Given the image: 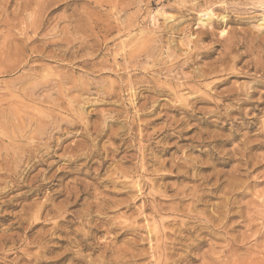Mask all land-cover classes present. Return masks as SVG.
Listing matches in <instances>:
<instances>
[{"label": "rangeland", "instance_id": "374dc122", "mask_svg": "<svg viewBox=\"0 0 264 264\" xmlns=\"http://www.w3.org/2000/svg\"><path fill=\"white\" fill-rule=\"evenodd\" d=\"M36 1H0V97L16 92L18 88L30 86L29 81L18 79L21 75L31 73L29 66L42 67V71L39 69L33 71L37 76L67 73L82 80H93L92 76L88 75L91 73L88 69H81L75 64L80 59L87 58L89 63L98 65L96 71L102 70L97 73L99 80L97 78L96 87L89 92L90 94L79 96L73 93L64 96L65 101L77 96L85 99L81 111L52 113L70 121H74L76 116L79 117L75 121L78 122H74L75 126L68 132L48 129L39 139V136L36 138L33 135L34 126L27 124L19 134L35 138L34 141L9 140L4 135L12 134L13 130L18 132L19 129L14 128L15 124L11 126V123H7L4 119L0 120V191H4L0 193V206H2L0 214L11 216L8 217L9 221L0 219V234L17 233L21 237V242L16 244L14 249H10V254L16 252L18 257L23 256L24 260L28 259L27 256H37V252H40L39 247L30 244L36 232H44L61 220L66 221L65 224L61 223V230L42 240V245L45 244L48 251L41 252L40 259H52L57 264H108L111 257H119L126 250V253L145 251L149 248L146 224L154 216L151 212L160 205L175 206L174 194L181 190L182 194L189 195L184 198L183 205L192 210L193 215L201 217L202 220L213 221L223 216L225 211V214L230 213L232 222L228 233L215 227L213 238L206 237L207 241L203 246L189 252L194 259H183L181 264H207L212 254L216 263L225 261L224 251L227 240L230 246L233 245L229 253L230 263L239 261L248 253L255 255L257 259H264V96L259 103L257 101L258 93H264V77L260 79L252 70L241 71V64L235 66L233 68L235 75L229 76L226 83L212 93H219L221 90L226 92L231 88L243 90V87L252 91L253 86L257 91V95L250 100L253 104L245 105L249 103L248 95L244 96L242 93L237 99L246 100V103L238 102L237 99L224 100L219 95H216L217 97L208 95V98L204 97L208 104H199L196 110L193 108L187 113L193 119L180 112L169 110V106L175 103L172 96L164 94L156 96L148 90L155 85L177 90V87L184 84V78L189 77V73H195L196 71H193L200 68L201 64L213 61L222 50V46H218L210 58L199 56L196 64L189 63L187 66H182L180 63H170L171 58H168L166 53L167 47L176 53L179 61L185 60L181 42L185 41L187 35H192L189 39L194 40L200 31L212 33V36L199 43L201 48H198L199 52L219 45L217 41L226 37V34H230V37L236 41L244 38L249 45L254 44L255 41H261L263 45L264 29L258 28V25L264 14V0H198L188 3L189 6L186 5L185 8L182 6L185 0L184 2L182 0H54L50 2L51 14L48 24L38 32L37 37H34L31 31L25 30L24 27L34 20L33 10H38L34 5ZM38 1L40 5L49 6L48 0ZM118 3L125 6V10L119 13L114 10V6ZM19 4H26V11L22 10V7H17ZM180 9L182 15L177 12ZM166 18L172 20L167 22ZM69 19L72 20V26L77 25L82 30L80 32L79 29L77 35L73 33L71 26L67 27ZM175 24H178L179 32L171 33L169 28ZM125 26L130 27V30L118 34V28ZM64 38L66 40L63 41ZM172 41L173 45H171ZM68 43L70 44L67 45ZM144 49L152 52L151 58L146 59ZM43 50L46 52L56 50V53L60 51V60L53 61L46 58L37 60V56ZM135 50L137 59L132 66L125 64L124 55ZM241 52H243L242 48L239 49V53ZM100 65H104L105 68H101ZM74 68L76 69L72 73L71 70ZM129 76H132L131 92L124 83V86H120V78L126 79ZM254 78L261 81L262 86H256ZM207 81L199 84L206 86L212 80ZM131 93L134 96L132 99L136 100L133 101L134 105L130 104ZM177 94L186 96L185 92H180L179 89ZM46 95H50L51 98L57 96L47 89H41L33 97L42 100ZM139 104L145 107L142 111H138L143 108ZM50 110L48 106L39 104L29 106L27 109L30 113L45 115H48ZM176 122L178 125H174ZM130 127L132 129L128 132ZM31 142L34 143L30 150H33L37 157L32 159L30 164L22 165L19 163L21 153L27 149V143ZM57 142L58 146H56ZM45 145L48 148H45ZM105 156L109 157L108 160ZM135 156L137 159L132 163L138 167L144 162L141 165L145 168L143 170L141 166L136 168L141 175L140 189H130L129 180L124 179H116L113 186L109 180H115L119 167L124 169L130 166L125 163H129L128 160ZM68 158L73 162L70 167H66ZM85 159L87 161H84ZM33 162L37 164L33 165ZM173 162L186 163L185 168H181L177 173L176 170L170 169V163ZM100 163L102 168L99 167ZM43 184L47 186L43 187ZM23 185L27 188L22 187ZM195 190L200 191H198L199 195L203 194L202 201L190 203L188 197H191V192ZM21 195L24 196L14 199ZM10 198L17 205L10 208L3 207L4 201ZM41 206L52 208L55 215L52 217L50 213L44 221L45 214L40 212L38 222L45 224L44 228L38 225L31 232L18 231L15 226L10 228L9 224L15 220V217L25 219L27 223H34L33 217ZM82 214L84 216L80 218ZM166 215L168 214L156 215L154 219L156 221ZM187 219L188 217L183 213L176 217L179 223ZM111 223L121 224L122 228L130 224L133 230H116L107 234V228ZM80 240L83 243H78L76 246V242ZM84 244L87 247L83 248ZM6 246L10 247L11 244ZM7 248L5 247L6 250L9 249ZM176 248L175 255L186 254L184 248ZM65 250L70 252L68 257L65 255L68 253ZM20 251H23L22 254ZM23 253L27 256L25 257ZM78 254L82 256L83 262L76 259ZM13 256L15 255H11ZM24 260L21 264L25 262ZM135 264L153 263L147 256Z\"/></svg>", "mask_w": 264, "mask_h": 264}, {"label": "bare ground", "instance_id": "6f19581e", "mask_svg": "<svg viewBox=\"0 0 264 264\" xmlns=\"http://www.w3.org/2000/svg\"><path fill=\"white\" fill-rule=\"evenodd\" d=\"M1 1V0H0ZM19 1V0H16ZM21 1V0H20ZM34 1V0H33ZM36 1V0H35ZM49 1V6L45 5H40L39 1L37 0L35 2V6L38 7V10H33V17L34 20L31 21L28 25H25L24 29L25 30H30L34 37H37L38 32L42 31V29L45 27L46 24H48L49 20H50V14L51 11L49 10L50 7V2H53L54 0H48ZM184 2V0H182ZM198 0H185L184 5L182 4L183 8L186 7V5H188V3H193V2H197ZM7 2V1H6ZM26 2V1H25ZM182 2V3H183ZM44 3V2H43ZM122 3V2H121ZM10 4V3H9ZM7 5V3L5 4ZM127 6V5H126ZM189 6V5H188ZM193 5H191L192 7ZM17 7L21 8L22 10L26 11V4H19ZM195 7V5L193 6V8ZM6 9V7H4ZM20 10V9H19ZM32 10V9H31ZM114 10L116 12H122L125 10V6H122V4H117L114 6ZM190 10V9H189ZM263 10H264V6H263ZM7 11V10H5ZM17 11V9H16ZM178 14L182 13V9L177 11ZM5 14V13H4ZM13 14V12H12ZM182 15V14H181ZM208 15H210V13H208ZM171 17V16H170ZM177 17V16H176ZM182 17V16H181ZM179 18V17H178ZM222 18V17H221ZM172 18H166V21H171ZM222 20V19H221ZM220 20V21H221ZM224 21V20H223ZM166 22V23H167ZM182 23V22H181ZM226 23L227 20H226ZM72 20H68L67 23V27L71 26L73 29V33L77 35V32H81L82 30L76 25V26H72ZM222 24V23H221ZM7 25V24H6ZM13 26V24H11ZM15 26V25H14ZM11 27V26H10ZM258 28L260 29H264V14L262 15L261 19H260V24L258 25ZM67 29V28H66ZM80 29V30H79ZM181 29V28H180ZM79 30V31H78ZM127 30H130V27L125 26L121 29L118 28V34H124ZM68 31V30H67ZM169 31L172 32H179L178 30V24H175L173 26H171V28H169ZM193 31V30H192ZM228 32V31H227ZM68 33V32H66ZM65 33V34H66ZM170 33V34H171ZM174 33V34H175ZM173 35V34H171ZM63 36V35H62ZM192 35H187L186 39L184 42L182 43V48H184L182 50V53L184 55L185 60L183 61H179L176 53L172 52L170 50V48H166V53H167V57L171 58L170 63H180L182 66H187L189 63H193L196 64L197 61L196 59L200 56L201 58H210L215 50L217 49L218 46H222V50L218 53V56L216 58L213 59V61H211L210 63L207 64H201L202 66L200 68H197L196 70H194L193 72L195 73H189V77L188 78H184L183 82L184 84L177 87L179 89V91H183L185 92L186 96H188L189 98H187L186 96L184 97L183 95H178L177 94V90L170 88V87H157L156 85L154 87H150L148 88H143V89H148L150 90V92L152 94L160 95V94H164L166 96H172L173 97V101L175 103H173V106H169V110H173L175 112H180L182 114H185L188 118L193 119L192 116H189L187 113L192 110L193 108L195 109L197 105L199 104H208L206 103V100H204V97H207L208 95H219L222 99L224 100H236L239 96L242 95L246 96L248 95L247 100H249V103H246V100H240L237 99L238 102H242V103H246L252 105V98L255 97L257 95V91L256 88H251L252 91H250V88H245L243 87L241 90L240 88H238L237 90H234L231 88V90H227L226 92L222 91L219 93H212L215 92V90L222 84L226 83L227 78L229 76L235 75L234 74V67L241 64L240 65V70L241 71H253L255 74L259 75V78L262 79L264 77V44H261V41H255L253 42L254 44H247V42H245L244 38H241L239 41L234 40L232 37H230V34H226V37H223L222 40L217 41V43H219V45H215L212 46L209 49H206L203 52H199L198 48H199V43H201V41L203 39H207L208 37L212 36V33H210L209 31H200L198 32V34L196 35L195 39L191 40L189 39V37H191ZM262 36V35H261ZM64 37V36H63ZM181 37V36H180ZM31 38V37H30ZM37 39V38H36ZM131 39V37H130ZM129 39V40H130ZM66 40V38L63 39V41ZM73 40V39H72ZM173 40V39H172ZM249 40V39H248ZM263 40V39H262ZM68 41V40H67ZM79 41V40H78ZM104 41V38H103ZM132 41V40H131ZM138 41V40H137ZM174 41V40H173ZM172 41V44L173 43ZM70 42V40H69ZM74 42V41H73ZM135 43V42H134ZM159 43V41H158ZM50 43H48L49 45ZM70 43H68L67 45H69ZM167 45V44H166ZM123 46V45H122ZM161 46H159L160 48ZM186 47V49H185ZM48 48V47H47ZM145 48V47H144ZM243 50V52L239 53V49ZM67 49V48H66ZM191 52V50H193ZM201 49V48H199ZM57 50V49H56ZM55 50V51H56ZM145 50V49H144ZM160 50V49H159ZM55 51L52 50V52H50L49 50L46 52V50L41 51L37 56V60H41L42 58H46L48 60H53V61H59L61 58L59 53H56ZM58 51V50H57ZM146 52L144 54H146V59L147 58H151L152 52L147 51V49L145 50ZM153 51V50H152ZM190 52V53H189ZM62 56V55H61ZM137 53L136 50L134 52H130L126 55H124L123 61L125 64H129L130 66H132V64L134 63V61L137 59ZM180 57V56H179ZM76 59V58H75ZM89 60L87 58L85 59H80L79 61L75 62V64H77L81 69L85 68L88 69L89 73L88 75L92 76L93 80H82L81 78H75L72 74H63V75H55V76H50V74L43 76H37V74H33V71H36L39 69V71H42V67H35V66H29L28 69L29 71L32 73L29 74H24L18 77L19 80H25V81H29L30 82V86L27 88H18L16 89L17 91L14 93H10V94H6V96H3L2 99L0 97V120L4 119L7 123H11L12 125H16L14 128L19 129L18 132H15L14 130L12 131V134H6L4 135V137L6 139H30V141H34L35 138L29 137L28 135L24 136L20 133V130L23 128L24 125H31L34 126V130L35 133H33V135L37 138V136H39L41 139L42 136L45 135L46 130L50 129V130H56V131H66L68 132L70 129H72V127H74V122L76 121V119H79L76 113V115L74 114V121H70V120H66L63 119L61 117H57V115H53L52 113H54V111H65L66 113H75V112H79L83 109L82 105L85 104V99H81V95L84 94H90L89 92L92 91V89H94V87H96L97 84V78L99 80V75L97 74L98 72H100L102 69H99L96 71V68L98 65L96 64H92L88 62ZM242 62V63H241ZM56 63V62H55ZM71 64V63H70ZM216 64H218V66H216ZM192 65V64H191ZM101 68H105L104 65H100ZM44 68V67H43ZM66 68V67H65ZM71 68V67H70ZM45 69V68H44ZM76 68L72 69L71 72L73 73L74 70ZM128 69V68H127ZM79 71V69H77ZM164 70V69H163ZM124 71V69H123ZM192 71V70H191ZM166 72V69H165ZM96 73V74H93ZM140 73V72H139ZM138 73V74H139ZM242 73V72H241ZM141 74V73H140ZM179 74V73H178ZM220 74V75H219ZM254 74V75H255ZM257 75V76H258ZM256 76V77H257ZM132 76L126 77V79L124 78H120V86H124L123 83L125 84L126 87H129V91H132V81H131ZM212 80L208 85L206 86H201L199 83H201L202 81H207V80ZM181 80V81H182ZM95 81V82H94ZM155 81V80H154ZM153 82V81H152ZM180 82V81H179ZM209 82V81H207ZM254 82H256V86H262V84L260 83L261 81H258L256 78H254ZM156 83V82H155ZM154 83V84H155ZM192 83V85H190ZM118 84V83H117ZM153 84V85H154ZM138 85V84H137ZM158 85V84H157ZM239 85V84H238ZM118 86V85H117ZM159 86V85H158ZM162 86V85H161ZM168 86V84H167ZM170 86V85H169ZM264 86V85H263ZM44 90L47 89L49 92H51V94H56L57 96L54 98H51L50 95H46V97H44V99H37L34 98L33 96L36 94V92L38 90ZM121 89V88H120ZM128 89V88H127ZM140 89V88H139ZM97 90V89H96ZM115 90H113L114 92ZM124 91V90H123ZM145 92V91H144ZM218 92V91H216ZM76 93L77 97H74L69 100L66 99V101L63 99L64 96H68L70 94ZM97 93H99V91L97 90ZM110 93V92H109ZM4 94V93H3ZM108 94V93H107ZM111 94V93H110ZM168 94V95H167ZM2 95V94H1ZM133 93H131L130 95V104L132 103V105H134L133 101L135 99H132L134 96H132ZM135 95V94H134ZM259 98L257 99L258 103L260 101V99L264 96L263 94L258 93ZM149 96V95H148ZM152 96V95H151ZM150 96V97H151ZM218 96V97H219ZM153 97V96H152ZM209 97V96H208ZM207 97V98H208ZM217 97V96H216ZM214 98V97H213ZM144 99V98H143ZM142 99V100H143ZM150 99V98H149ZM154 99V98H153ZM152 99V100H153ZM23 100V101H22ZM147 100V99H146ZM151 100V99H150ZM149 100V101H150ZM171 100V101H172ZM136 101V100H135ZM211 101V100H210ZM138 102V101H137ZM141 102V101H140ZM145 102V101H144ZM155 103V101H152V103ZM87 103V102H86ZM142 103V102H141ZM148 103V102H146ZM145 103V104H146ZM151 103V102H150ZM236 103V102H235ZM3 104V105H2ZM46 105L48 106L49 109H51L50 111H48V115H45L43 113H30L27 111L29 106H33V105ZM144 104V103H143ZM144 104V105H145ZM178 104V106L176 105ZM218 104V103H217ZM140 105V104H139ZM176 105V106H175ZM138 106V105H137ZM141 107L142 104L140 105ZM168 106V104L166 105ZM164 106V107H166ZM139 107V106H138ZM140 107V108H141ZM187 107H189V110H187ZM220 107V106H219ZM145 107H143L142 109H138V111H142ZM148 108V107H147ZM146 108V109H147ZM151 108V107H150ZM163 108V107H161ZM168 109V108H167ZM197 109V108H196ZM195 109V110H196ZM226 109V107L224 108ZM253 109V108H252ZM152 110V109H151ZM255 110V109H253ZM259 110V109H258ZM146 111V110H145ZM194 111V110H193ZM206 111V110H205ZM208 111V110H207ZM216 111V110H215ZM229 111V110H228ZM246 111V110H245ZM94 112V111H93ZM116 112V111H114ZM147 112V111H146ZM152 112V111H151ZM191 112V111H190ZM145 113V112H144ZM148 113V112H147ZM79 114V113H78ZM140 114V113H139ZM137 114V115H139ZM151 114V113H150ZM176 114V113H175ZM207 114V113H206ZM136 115V114H135ZM146 115V114H145ZM148 115V114H147ZM179 115V114H178ZM202 115V114H201ZM215 115V114H214ZM81 117V115H79ZM120 116V115H119ZM154 116V115H153ZM164 116V115H163ZM183 116V115H182ZM195 116V115H194ZM229 116V114H228ZM227 116V117H228ZM226 117V116H224ZM171 118V117H170ZM174 120V117H172ZM186 118V117H185ZM219 118V117H218ZM222 118V117H221ZM139 119V118H138ZM183 119V118H182ZM72 120V119H71ZM140 120V119H139ZM154 120V119H153ZM171 120V119H170ZM170 120L168 121L170 123ZM186 120V119H185ZM190 120V119H189ZM175 121V120H174ZM187 121V120H186ZM78 122V120H77ZM75 122V123H77ZM132 123V121H130ZM137 122V121H136ZM173 122V121H172ZM179 122V121H178ZM188 122V121H187ZM134 123V122H133ZM140 123V122H139ZM143 123V122H142ZM168 123V124H169ZM185 123V122H184ZM167 124V125H168ZM177 122L174 124L176 125ZM182 124V123H180ZM179 124V125H180ZM123 125V124H122ZM128 125V124H127ZM132 125V124H131ZM130 125V126H131ZM138 125V124H137ZM173 125V126H174ZM178 125V124H177ZM126 128V125H124ZM183 126V125H182ZM181 126V127H182ZM64 127V128H62ZM133 127V126H132ZM167 127V126H166ZM176 127V126H175ZM188 127V126H187ZM95 128V127H94ZM92 128V129H94ZM122 128V127H121ZM135 128V127H134ZM178 128V127H176ZM132 128L130 127L128 129V132L131 130ZM173 129V128H172ZM140 130V129H139ZM166 130V129H165ZM181 130V129H180ZM124 131V130H123ZM127 131V129H126ZM191 131V130H190ZM93 132V130H92ZM91 132V133H92ZM97 132V131H96ZM125 132V131H124ZM163 132V131H162ZM183 132V131H182ZM186 132V131H185ZM99 133V132H98ZM196 133V132H195ZM96 134V133H95ZM137 134L140 135V133L137 132ZM178 134V133H177ZM202 134V133H201ZM204 134V133H203ZM113 135V134H112ZM146 135V134H145ZM152 135V134H150ZM182 135V134H181ZM96 136V135H95ZM111 136V135H110ZM198 136V135H196ZM200 136V135H199ZM99 137V135H98ZM147 137V136H146ZM183 137V136H182ZM111 138V137H110ZM113 138H115L113 136ZM192 138V137H191ZM117 139V138H116ZM184 139V138H183ZM195 139V138H194ZM201 139V138H200ZM86 140V139H85ZM115 140V139H114ZM122 142V141H121ZM125 142V141H124ZM138 142V141H137ZM204 142V141H203ZM34 142L31 143H27V149L23 150V152L21 153V159L19 163H22V165L24 164H30V161H32V159H34L35 156L34 155V151L30 150L32 144ZM120 144V143H119ZM58 142L56 143V146H58ZM141 145V144H140ZM139 145V146H140ZM144 146V145H143ZM45 148H48V146H44ZM79 147V146H78ZM146 147V146H145ZM29 148V149H28ZM43 148V146H42ZM111 148V147H110ZM118 148V147H117ZM120 148V147H119ZM122 148V147H121ZM139 148V147H138ZM148 149V148H147ZM167 149V148H166ZM117 150V149H116ZM40 151V150H39ZM43 152V150H41ZM140 153V150H138ZM163 151V150H162ZM49 152V151H48ZM47 153V151H46ZM112 154V153H111ZM117 154V153H116ZM126 154V153H125ZM128 154V153H127ZM143 154V153H142ZM45 155V154H44ZM91 155V154H90ZM119 155V154H118ZM120 156V155H119ZM125 156V155H124ZM80 157V156H79ZM84 157V156H83ZM106 157V156H105ZM118 157V156H117ZM140 157V156H139ZM145 157V156H144ZM107 160L109 157H106ZM105 158V159H106ZM142 158V157H141ZM140 158V159H141ZM124 159V158H123ZM136 160V156L131 157L130 160H128L129 163H125V164H129L130 166L118 170V172L116 173V178L115 180L110 179L109 182L113 184L116 183V179L121 180L124 179L125 181L129 180V186L130 189L133 188H139L140 189V183H141V175L138 174V170L136 171V168H138L139 166H141L142 170L145 169L143 168V166L141 165L144 162H141L140 165L138 167H136V165L134 163H132L133 160ZM146 158H144L145 160ZM125 160V159H124ZM142 160V159H141ZM187 160V159H186ZM189 160V159H188ZM192 160V159H191ZM68 166L66 167H70L73 162L70 158H68L67 160ZM84 161H87L86 159ZM93 161V160H92ZM120 161V160H119ZM127 161V160H126ZM153 161V160H152ZM155 161V160H154ZM190 161V160H189ZM188 161V162H189ZM195 161V160H194ZM91 162V160H90ZM99 162V161H98ZM124 162V161H122ZM156 162V161H155ZM187 162V161H185ZM39 163V162H38ZM108 163V162H107ZM121 163V162H120ZM169 163V162H168ZM37 163L33 162V165H35ZM89 164V163H88ZM193 164V163H192ZM123 165V164H122ZM186 163H178V162H173L170 163V169L176 170L177 173H179L181 168H185ZM84 166V165H83ZM105 166V165H104ZM109 166V165H108ZM124 166V165H123ZM189 165H187L188 167ZM91 167V166H90ZM99 167L102 168V163L99 164ZM146 167V166H145ZM92 168H96L93 167ZM109 168V167H108ZM118 168V169H119ZM140 169V168H139ZM62 170V169H61ZM92 170V169H91ZM110 170V168H109ZM114 170V169H113ZM150 170V169H149ZM179 170V171H178ZM184 170V169H183ZM107 171V170H106ZM152 171V170H151ZM154 171V170H153ZM64 172V171H63ZM95 172V171H93ZM102 172V171H101ZM110 172V171H109ZM144 172V171H143ZM147 172V171H146ZM145 172V173H146ZM157 172V171H156ZM184 172V171H183ZM56 173V172H55ZM54 173V175H55ZM98 173V172H97ZM114 173V172H112ZM152 173V172H151ZM57 174V173H56ZM100 174V173H99ZM142 174V173H141ZM157 174V173H156ZM161 174V173H160ZM185 174V172H184ZM91 175V174H90ZM115 175V174H114ZM113 175V176H114ZM139 175V176H137ZM158 176H160L159 174H157ZM186 175V174H185ZM216 175V174H213ZM212 175V176H213ZM58 176V175H57ZM96 176V175H95ZM113 176H111V178H113ZM162 176V175H161ZM181 176V175H180ZM196 176V175H195ZM53 177V175H52ZM143 177V176H142ZM183 177V176H182ZM191 177V176H190ZM194 177V176H193ZM216 177V176H215ZM214 177V178H215ZM109 178V177H107ZM136 178V179H135ZM138 178V179H137ZM192 178V177H191ZM55 179V178H54ZM135 179V180H134ZM193 179V178H192ZM203 179V178H201ZM212 179V178H211ZM56 180V179H55ZM117 180V181H118ZM208 180V179H207ZM213 180V179H212ZM210 180V181H212ZM104 181V180H102ZM200 181V180H199ZM206 181V180H205ZM216 181V180H215ZM107 182V181H106ZM119 182V181H118ZM117 182V183H118ZM124 182V181H123ZM143 182V181H142ZM122 183V182H120ZM144 183V182H143ZM204 183V182H203ZM206 183V182H205ZM79 184V183H78ZM126 184V183H125ZM142 184V183H141ZM201 184V182H200ZM103 185V183H102ZM110 185V184H109ZM111 185V186H112ZM123 185V184H122ZM121 185V186H122ZM203 185V184H202ZM215 185V183L212 185V187ZM43 187H46V184L42 185ZM82 186V183H81ZM114 186V185H113ZM116 186V185H115ZM149 186V184H148ZM22 187L27 188V186L23 185ZM124 187V186H122ZM126 187V186H125ZM124 187V188H125ZM143 187V186H142ZM145 187V186H144ZM143 187V188H144ZM30 188V187H29ZM81 188V187H80ZM85 188V187H84ZM83 188V189H84ZM153 188V187H152ZM40 189V188H39ZM82 189V188H81ZM80 189V190H81ZM87 190V188H85ZM150 189V188H149ZM180 189V188H179ZM200 189V187L198 188ZM85 190V193H86ZM124 190V189H123ZM171 190V189H170ZM177 190V189H176ZM186 190V189H185ZM191 190V189H190ZM10 191V190H9ZM89 191V190H88ZM106 191V190H105ZM125 191V190H124ZM133 192V190H131ZM199 191V190H198ZM198 191H192L190 196L188 197L190 198V203H198L201 202V198L203 197L202 195L198 194ZM4 192V191H0ZM93 192H94V188H93ZM200 192V191H199ZM8 193V192H7ZM104 193V192H103ZM2 194V193H1ZM84 194V193H83ZM101 194V193H100ZM133 194V193H132ZM130 194V195H132ZM186 194V193H185ZM182 194V191H177L176 194H174L175 196V200H176V205L175 206H166L163 207L160 205V207H158L156 210H153L151 213L154 214V216H159L161 214L167 213L168 215H166L164 218H159V220L154 219V216L151 217L150 221H147L146 227H147V238L148 240V249H146L145 251H141V252H136V253H132L131 251L129 253H120L121 255L119 257H111V261L108 262V264H135V262H139L143 259H145L147 256L152 260L153 264H181V261H183V259H187L190 258L191 260L194 259L191 255H189V252L192 250H197L198 248H200L201 246H203L207 239L206 237H210L213 238L214 236V229L216 228H220L222 229V231L224 233H228L229 231V227L232 225L231 222V216L229 215L230 213L227 212L221 217H218V219H214L213 221H208V220H202L201 217L199 216H195L192 213V210L187 209L186 205H183L184 203V198H186L189 195H185ZM128 195V194H127ZM152 195V194H151ZM3 196V195H2ZM24 195L21 196H17L14 197V199L18 198H22ZM5 197V196H4ZM173 197V198H174ZM2 198V197H1ZM155 198V196H154ZM159 198V197H158ZM171 198V197H170ZM103 199V198H102ZM12 198H10L8 201H4L3 203V207H14L17 204L12 202ZM108 201V200H107ZM106 203V201H105ZM158 203V202H157ZM159 204V203H158ZM113 205V204H112ZM2 206H0L1 208ZM52 207V206H51ZM112 207V206H111ZM151 209V208H150ZM40 212H44V221L46 220V217L50 215V213L52 214L51 216L54 217L55 215H53V209L52 208H48L47 206H41L35 216L33 217V221L34 223H27V221L21 217H15V220L10 222L9 226L10 228H12L13 226H15L17 228L18 231H26V232H31L33 229L36 228V226L41 225L42 228H44L46 225L45 224H40L39 221V215ZM183 213L184 215H186L188 217V219L186 221H182V223H179L176 220L177 215ZM3 214V213H2ZM87 215V214H85ZM79 216V213H78ZM84 215L82 214L81 217H83ZM8 216L6 214L2 215L0 214V219L2 220H7L9 221ZM85 219V218H84ZM148 219V218H147ZM62 221V222H61ZM59 222H55L49 229H47L44 232L41 231H37L36 232V236L34 237V240L36 241H32L30 244H36V246H38L40 252H37V256H33V257H29L26 254L23 253V255L28 259L24 260L23 256L18 257L16 252H12L13 254H10L12 248L21 242V237L18 236L17 233H13V234H7L6 232H3V234H0V264H21V261L24 260L25 262L23 264H32V262L34 261L33 264H57L56 261L52 260V259H40L39 258V254L43 251H48L47 246L44 244L42 245V240L45 239L46 237L50 236L53 233H56L58 231L61 230L60 226L61 223L65 224L66 221L65 220H61ZM82 221V220H81ZM100 221V220H99ZM69 222V221H68ZM67 222V223H68ZM102 222V220H101ZM104 222L106 223V220H104ZM185 222V223H183ZM4 223V222H3ZM88 223V222H87ZM215 223V224H214ZM83 224V223H82ZM108 224V221H107ZM26 225V227H25ZM99 225V224H97ZM104 225V224H103ZM114 225V226H113ZM134 225V224H133ZM24 226V227H23ZM83 226V225H82ZM121 224H109V228H107L106 233L107 234H111L112 232H115L116 230H123L125 229L126 231L129 230H133L132 226L129 224L126 228H122L123 226H121ZM97 227V226H95ZM99 227V226H98ZM97 227V228H98ZM125 227V226H124ZM174 227V228H173ZM60 229V230H59ZM97 230V229H96ZM124 230V231H125ZM63 231V230H62ZM81 231V230H80ZM99 231V230H98ZM76 232V231H75ZM135 232V231H134ZM2 233V232H1ZM20 233V232H19ZM22 233V232H21ZM139 233V232H138ZM158 233H160L158 235ZM78 234V233H77ZM120 234V233H119ZM27 235V234H26ZM83 235V234H82ZM125 235V234H124ZM87 236V235H86ZM83 237V236H82ZM88 237V236H87ZM24 238V237H23ZM52 238V237H50ZM84 238V237H83ZM74 240V238H73ZM84 240V239H83ZM142 240V239H141ZM47 241V240H46ZM86 241V240H85ZM84 241V242H85ZM140 241V240H139ZM138 241V243H139ZM131 242V241H130ZM136 242V241H134ZM133 242V244H134ZM142 242V241H141ZM78 246V243H83L82 240L77 241L76 242ZM129 243V242H128ZM137 243V242H136ZM153 243V244H151ZM7 244H11V246H6ZM73 244V243H72ZM137 245V244H136ZM35 246V245H34ZM74 246V245H73ZM5 247H8L6 250ZM69 247V246H68ZM67 247V248H68ZM71 247V245H70ZM87 247L85 244L83 246V248ZM176 247H182L184 248V252L186 253L184 256L181 255H175L174 251L177 249ZM81 248V247H80ZM233 248V245L230 246L228 240L226 241V245H225V261L221 260L219 263H216V259H214L213 254L210 255L209 261L207 264H264V259H257V257H255V255L248 253V255L240 258V260H236L233 261L232 263L229 262V253L231 251V249ZM11 249V250H10ZM14 249V248H13ZM69 251V250H68ZM67 250H65V252H68ZM113 251V250H112ZM122 251V250H121ZM140 251V250H139ZM18 252V251H17ZM21 252V251H20ZM23 252V251H22ZM21 252V254H22ZM79 252V251H78ZM117 253L119 251H116ZM115 252V253H116ZM19 253V252H18ZM70 252L66 253L65 255H69ZM62 254V253H61ZM11 255H15L13 257H11ZM117 255V254H116ZM119 255V254H118ZM147 255V256H146ZM11 257V259H10ZM58 257V255L56 256ZM75 257V256H74ZM51 258V257H50ZM55 258V256H54ZM65 258V257H63ZM76 259L80 262L82 261V256L80 254H78L76 256ZM59 261V260H58ZM63 261V260H62ZM60 263V262H59Z\"/></svg>", "mask_w": 264, "mask_h": 264}]
</instances>
